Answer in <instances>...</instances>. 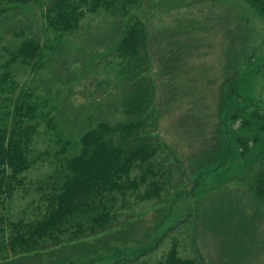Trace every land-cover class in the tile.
Masks as SVG:
<instances>
[{
  "label": "rangeland",
  "instance_id": "rangeland-1",
  "mask_svg": "<svg viewBox=\"0 0 264 264\" xmlns=\"http://www.w3.org/2000/svg\"><path fill=\"white\" fill-rule=\"evenodd\" d=\"M26 1L0 0V72L5 64L9 66L8 53L21 38L28 35L41 38L44 22L40 10L47 0ZM131 14L142 20L150 40L144 74L151 80V113L145 118V124H149L154 143L161 146L155 157L164 165H173L170 181L158 199H168L174 192L169 183H180L186 192L173 201V211L182 216L189 210L191 222L167 234L151 251L135 257L124 255L116 262L107 255L111 250L101 252L99 238L98 252L90 256H100L102 261L93 264L155 262L168 248L172 236L177 239L179 254L185 256L194 250L200 255L198 264H264V208L254 201V207L247 205L245 194H250L247 183L241 180L237 159L227 169L211 174L207 170L224 161V146L218 153L212 150L208 156L201 151L208 145L205 139L211 135L212 122L217 121L221 95L231 85L237 93L264 106V67H258L264 62V19L244 0H141ZM119 19L117 13L111 14L108 10H85L76 29L59 40V50L51 54L42 68L31 71L29 64H10L16 87L29 83L45 95L48 99L45 111L54 106L57 128H60L45 130L42 118L38 119L30 143L33 161L23 172L26 183L15 189L9 203L14 215L26 216L35 211L32 207L38 192L32 189L34 183L27 182L40 178L50 169L40 157L45 151L48 156L49 150L54 149L58 135L71 139L65 151L58 155L62 159L76 151L74 139L95 121L123 118L121 105L127 85L124 73H117V61L122 67L123 57L112 54L113 44L122 31L117 27ZM225 104L229 102L226 100ZM237 124L235 120L232 126ZM191 165L197 167L196 172L204 174L194 189L191 188L193 175L188 174ZM182 166L185 174L176 171ZM132 171L135 175L139 173L137 167ZM126 199L134 211L130 230L137 235L144 233L146 239L154 225L157 209L153 206L157 199L139 200L130 192ZM220 205L221 208L224 205L222 211L221 208L217 211ZM250 208L257 211L255 216ZM141 209H144L142 213H138ZM206 218L209 222L204 226ZM194 222L196 232L193 233ZM114 229L100 232L96 238L106 234L105 242L109 240L111 245L121 242V235L126 231L117 234L118 231L111 232ZM192 234H195L194 242L189 245ZM93 240L92 237L84 239ZM128 245L134 249L137 242ZM81 247L79 243L65 244L58 252H74L70 259L79 263L85 258L77 255ZM49 250L25 254L21 262L45 264L53 259L46 253Z\"/></svg>",
  "mask_w": 264,
  "mask_h": 264
},
{
  "label": "trees",
  "instance_id": "trees-1",
  "mask_svg": "<svg viewBox=\"0 0 264 264\" xmlns=\"http://www.w3.org/2000/svg\"><path fill=\"white\" fill-rule=\"evenodd\" d=\"M244 1L264 19V0ZM140 2L141 0H47L40 10L44 22L41 38L32 35L23 37L9 51L7 63L29 64L31 71H36L47 63L51 54L59 50V40L76 29L85 10H108L111 14L117 13L120 18L121 27H117L122 31L113 44L112 54L123 57L122 67L121 62L117 61V73H124L127 87L123 89V118L118 121H95L74 139V153L59 159L58 155L65 151L71 139L62 134L56 137L54 149L49 150L48 156L45 151L40 157L47 161L50 169L40 178L27 182L34 183L32 189L38 192L36 204L32 207L35 211L26 216L14 215L9 203L15 189L26 183L23 172L33 161L30 143L38 119L42 118L45 130L52 128L57 131L60 128H57L54 106L52 109L47 107L45 111L47 97L31 88L29 83H23L17 88L11 65L5 64L0 72V264H22L21 259L25 254H38L51 248L56 249L46 253L51 254L53 259L45 264H93L100 259L102 261L100 256H90L98 252L96 242H99V238L101 252L111 250V254L107 255L112 258V262H116L122 260L124 255L135 257L151 251L167 234L191 222L189 210L182 216L173 211V201L186 192L180 187V183H169L174 192L168 199H158L165 184L170 181L173 165H164L161 159L155 157L157 148L161 146L154 143L152 131L148 129L149 124H145V118L151 113V80L144 74L150 40L142 20L131 14V10L138 7ZM160 51L161 48L158 54L162 58ZM260 66L264 67V62L258 67ZM226 100L229 104H225ZM257 102L237 93L232 85L227 88L221 95L218 118L212 122L211 135L205 139L208 145L201 151L208 156L212 150L218 153L224 146V161L216 163L207 171L211 174L220 173L227 169L231 161L237 159L242 172L241 180L247 183L252 197L245 194L249 201H246L247 205L251 207L252 204L254 207L256 202L264 208V106ZM235 120L238 124L233 127ZM204 136L202 138H206ZM136 167L139 169L137 175L132 171ZM177 170L182 174L186 173L183 166L181 170ZM196 171L197 167L193 165L188 170V174L193 175L192 189L204 175ZM141 185L144 186L139 191ZM129 192L139 200L157 199L153 206L157 210L154 211L156 216L151 227V241V234L144 239V233L137 235L130 230L135 219L132 217L134 211L131 203L126 199ZM30 200L33 202L34 198ZM220 208L221 205L217 211ZM228 210L232 212L233 208L229 206ZM250 212L254 216L257 214L251 208ZM168 218L166 224L165 220ZM207 222L208 219L203 221L204 226ZM111 228H116L111 232L118 231L117 234L126 231L121 235L123 245L120 246L121 242L118 241L114 245L109 244V240L105 242L106 234L96 238ZM111 232L108 234L111 235ZM195 234L189 236L192 239L189 245L193 244ZM87 237L94 238L93 243L84 241ZM132 241L137 242L134 249L128 245ZM75 243L83 246L77 255L85 258L79 263L70 259L74 252H58L65 244ZM199 261L200 255L194 250L185 256L179 254L177 239L172 236L168 248L159 260L142 264H198Z\"/></svg>",
  "mask_w": 264,
  "mask_h": 264
}]
</instances>
